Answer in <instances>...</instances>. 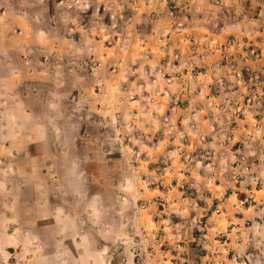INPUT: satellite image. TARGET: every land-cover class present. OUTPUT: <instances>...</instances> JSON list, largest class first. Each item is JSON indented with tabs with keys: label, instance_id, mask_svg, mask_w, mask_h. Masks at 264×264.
I'll return each mask as SVG.
<instances>
[{
	"label": "crops",
	"instance_id": "0c3cea01",
	"mask_svg": "<svg viewBox=\"0 0 264 264\" xmlns=\"http://www.w3.org/2000/svg\"><path fill=\"white\" fill-rule=\"evenodd\" d=\"M146 41L143 55L136 47ZM258 76L264 0H0V188L6 214L21 215L13 234L23 233L11 247L43 264H110L109 245L126 235L124 208L135 206L122 195L138 178L139 166L124 163L128 140L163 136L167 114L199 112L204 147L227 139L232 156L255 125L232 111ZM126 92L133 103L120 99ZM256 120L263 126L264 113ZM262 134L253 158L264 159ZM257 213L246 210L248 220Z\"/></svg>",
	"mask_w": 264,
	"mask_h": 264
},
{
	"label": "rangeland",
	"instance_id": "374dc122",
	"mask_svg": "<svg viewBox=\"0 0 264 264\" xmlns=\"http://www.w3.org/2000/svg\"><path fill=\"white\" fill-rule=\"evenodd\" d=\"M115 10H110L109 16L113 23L118 22ZM101 12L98 8V14ZM106 33L109 45L117 46L118 32ZM130 40L128 36L127 46ZM146 42L136 47L143 55L151 51L150 41ZM131 48L127 47V58ZM252 50L256 54H251ZM250 54L256 57L258 49L251 48ZM193 76L185 78L188 83ZM117 82L115 78L114 84ZM246 82L251 93L244 103H237L232 114L238 119L252 114L255 125L252 131L244 129L248 136L238 139L232 156L227 139L221 150L211 145L204 147L209 143L204 136L201 138L199 112L183 113L180 120L164 113L163 136L161 133L154 139L128 140L124 163L139 166L138 178L135 189L132 180H126L122 195L125 200L134 199L135 206L128 203L129 207L124 208L126 235L109 245L110 264L117 263L118 258L126 264L130 250L135 254V264H264V208L259 203L264 193V159L253 158L256 153L251 155L258 147L263 151L258 143L263 144L264 125L256 119L264 113V77H250ZM146 97L142 98L144 103L152 102ZM134 98L126 92L120 99L133 103ZM227 113L214 112L221 120L227 118ZM178 114L174 112L175 117ZM131 115V110L126 112L128 120L135 119ZM226 131L221 128V135L225 136ZM0 177L6 176L1 172ZM8 194L0 188V264H43L37 254H27L21 246L11 247L13 242H22L23 233L13 234L21 215L6 214ZM28 194L27 191L25 195ZM249 207L258 215L248 220ZM118 252L125 254L119 257Z\"/></svg>",
	"mask_w": 264,
	"mask_h": 264
},
{
	"label": "built area",
	"instance_id": "2783aa9c",
	"mask_svg": "<svg viewBox=\"0 0 264 264\" xmlns=\"http://www.w3.org/2000/svg\"><path fill=\"white\" fill-rule=\"evenodd\" d=\"M251 52H252L251 54H256V50H252Z\"/></svg>",
	"mask_w": 264,
	"mask_h": 264
}]
</instances>
